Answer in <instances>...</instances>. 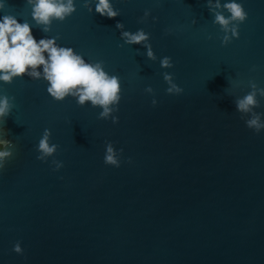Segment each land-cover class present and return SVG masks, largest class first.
I'll list each match as a JSON object with an SVG mask.
<instances>
[{
	"label": "water",
	"instance_id": "obj_1",
	"mask_svg": "<svg viewBox=\"0 0 264 264\" xmlns=\"http://www.w3.org/2000/svg\"><path fill=\"white\" fill-rule=\"evenodd\" d=\"M241 2L248 17L225 46L205 0H112L120 9L112 19L76 0L50 32L33 29L120 76L119 120L97 119L98 108L72 98L54 101L42 80L0 85L15 97L0 124L15 145L0 171V264H264V130L248 129L233 104L249 79L264 88V0ZM25 4L7 0L0 11L33 23ZM116 21L149 32L157 61L124 45ZM163 55L172 68H159ZM162 71L182 93L165 92ZM45 127L63 161L56 172L35 158ZM108 140L131 163L105 165ZM17 240L22 256L11 251Z\"/></svg>",
	"mask_w": 264,
	"mask_h": 264
},
{
	"label": "clouds",
	"instance_id": "obj_2",
	"mask_svg": "<svg viewBox=\"0 0 264 264\" xmlns=\"http://www.w3.org/2000/svg\"><path fill=\"white\" fill-rule=\"evenodd\" d=\"M6 2L7 0H0V10L5 8ZM25 5L30 7L33 23L10 12L0 11V85L11 84L14 79L25 77L42 80L46 84V93L54 101L72 98L78 106L87 103L99 109L97 119H111L113 124L118 123L119 117L115 113L119 110L123 91L120 76L106 71L102 60L87 59L73 47L58 43V35H42L39 38L33 35V29L38 28L40 32L48 33L54 21L62 22L69 17L76 10V0H26ZM204 6L212 18V24L217 25L222 33L221 46L239 37L238 27L248 17L241 0H205ZM82 7L90 14H99L108 19L120 15V9L114 7L112 0H82ZM149 16L150 10L145 9L137 22L144 23ZM151 20L155 23L157 17L153 15ZM191 23L195 24L196 19L193 18ZM115 28L119 30V39L124 45H139L144 49L143 55L147 60L157 61L150 42L151 34L144 28L127 30L119 21H116ZM164 32L171 34L172 30L166 28ZM136 52L140 54V49L137 48ZM158 63L160 69L173 67L172 58L168 55L159 57ZM160 75L167 86V94L178 95L183 92L174 81L173 73L162 71ZM227 80L229 85H233V81ZM247 83L248 91L233 99L234 109L248 129L260 133L264 130V113L256 109L260 106L258 97H264V88L258 87L252 79ZM238 84L239 81H235V86ZM143 91L150 95L153 93L150 85L145 86ZM14 101V96L0 92V124L4 125L5 119L12 113ZM150 103L152 106L157 104L154 96ZM6 132L8 130L5 127L0 129V171L4 170L15 148L12 140L3 134ZM58 147V144L51 142V130L45 127L34 145L37 153L35 158L49 163L51 171L56 172L63 167V161L55 158ZM122 157L123 148L114 147L110 140L105 141V165L119 168ZM123 162L131 163V157H123ZM11 251L23 255L24 249L19 240L12 244Z\"/></svg>",
	"mask_w": 264,
	"mask_h": 264
}]
</instances>
